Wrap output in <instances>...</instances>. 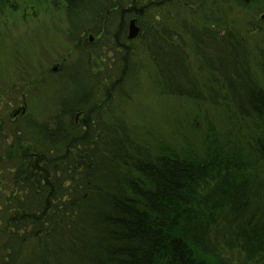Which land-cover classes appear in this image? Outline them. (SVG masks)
<instances>
[{
  "label": "trees",
  "instance_id": "1",
  "mask_svg": "<svg viewBox=\"0 0 264 264\" xmlns=\"http://www.w3.org/2000/svg\"><path fill=\"white\" fill-rule=\"evenodd\" d=\"M48 1L83 48L89 93L70 105L61 90L51 126L23 111L0 136L2 264H264V0ZM18 2L0 0V22ZM133 19L165 107L139 122L125 110ZM89 36L119 51L117 80ZM7 51L14 70L21 51Z\"/></svg>",
  "mask_w": 264,
  "mask_h": 264
},
{
  "label": "rangeland",
  "instance_id": "2",
  "mask_svg": "<svg viewBox=\"0 0 264 264\" xmlns=\"http://www.w3.org/2000/svg\"><path fill=\"white\" fill-rule=\"evenodd\" d=\"M131 1L129 0V2ZM140 1L133 0L134 3ZM18 8L17 14L5 10V12L7 11L6 17L0 22V35L3 37H0V50L21 51V56L17 61L18 65L14 67V70L11 69L13 66H1L3 69L0 67L6 81H8L7 86H14L15 92L11 95L10 93L13 89L10 91L9 88L2 92L5 89L3 87L5 85L0 84V92L3 94L0 99V136L3 134L10 135L8 131L10 129V126H8L10 125L9 121L20 119L21 117H15L19 116L23 111L26 112V115H31L39 120L40 123L48 121L51 126L60 111L61 90L70 105L74 104L78 98L81 102H85L87 93H89L87 83L90 78L86 70V55L82 52L83 48L78 49L71 44L69 37L67 38L64 35V17L59 16L57 11H52L48 0H19ZM133 20L128 21L127 37L129 41L134 42L127 44V46L128 48L132 47L130 49L139 57H133V65L136 68L132 74L130 73V80L128 79L129 73L126 76V82L130 81L128 86L131 90V93H129L131 104L125 110L127 120L139 122L136 118L138 115L139 118L155 117V115H159V118H161L165 107L164 104L160 105L162 100L156 97L158 95L153 90L155 82L154 70L149 64L147 54L143 52L144 46L138 40L140 33L136 39H129L130 24ZM119 25V22L116 25L110 22L108 26L115 33ZM89 42L92 45L97 44L89 47V50L98 55L97 62L99 61L100 65L104 66V71L110 67L111 71L116 72L115 79L117 80L119 70L122 68L119 51L109 52L112 49L104 47L106 43L104 38L96 42L95 37L89 36ZM85 46L88 48L86 43ZM1 55L3 54L0 53V62L4 64ZM10 58H12V63L17 60L13 55H10ZM30 62H33L34 65H31ZM82 64H85V66H82ZM93 67L95 69L94 72L100 71L97 66L93 65ZM18 70L23 72V74L28 71L32 75L22 74V77H20L16 75L20 73ZM7 72L9 73L7 74ZM192 106L194 107V105ZM78 122L77 118L76 123ZM1 140L0 138V158L4 154V145ZM30 147L26 144L17 151L22 154H32V148ZM12 190L13 186L10 184L9 171L0 166V201H3L5 196L10 195ZM219 225L221 230H228L229 228V225L222 221ZM1 227L2 223L0 220V264L6 261L2 258L3 252L1 249L3 248L4 240L3 235H1ZM231 255V253L228 254L229 257ZM232 257L234 261L238 262V253H235ZM28 264H30V261Z\"/></svg>",
  "mask_w": 264,
  "mask_h": 264
},
{
  "label": "water",
  "instance_id": "3",
  "mask_svg": "<svg viewBox=\"0 0 264 264\" xmlns=\"http://www.w3.org/2000/svg\"><path fill=\"white\" fill-rule=\"evenodd\" d=\"M140 33V29L138 28L137 24H136V20H133L130 24V36L129 39L133 40L136 39L137 36Z\"/></svg>",
  "mask_w": 264,
  "mask_h": 264
}]
</instances>
